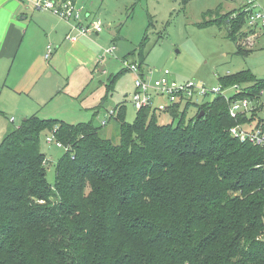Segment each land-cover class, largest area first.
Masks as SVG:
<instances>
[{
	"label": "trees",
	"instance_id": "16d2710c",
	"mask_svg": "<svg viewBox=\"0 0 264 264\" xmlns=\"http://www.w3.org/2000/svg\"><path fill=\"white\" fill-rule=\"evenodd\" d=\"M244 8L211 11L203 25H225L238 42L248 35ZM219 85H239L233 98H245L264 80L242 71L219 77ZM115 110L117 143L93 121L37 115L4 137L0 264H264V149L230 133L246 118L233 119L222 96L170 107L168 125L152 108L132 124L122 104ZM45 132L68 148L53 184Z\"/></svg>",
	"mask_w": 264,
	"mask_h": 264
},
{
	"label": "rangeland",
	"instance_id": "374dc122",
	"mask_svg": "<svg viewBox=\"0 0 264 264\" xmlns=\"http://www.w3.org/2000/svg\"><path fill=\"white\" fill-rule=\"evenodd\" d=\"M246 3L247 0H191L187 3L183 0H77L85 26L98 21L103 25L99 36L89 35L96 36L91 40L100 56L99 62L93 68L90 86L83 91L84 94L78 98L59 94L57 100L49 105L53 118L72 125L93 121L102 127L101 120L122 104L126 122L134 123L138 110L132 103V95L137 75L127 69L125 61L129 64H141L142 61L141 71L152 83L167 70L170 77L178 82L193 81L205 84L209 89L220 87L219 77L242 71H251L264 80V27L256 31L258 37L251 39L250 44L254 46L249 48L243 39L238 42L231 40L225 25H203L209 12L221 9L223 14H229ZM255 5L254 12L264 14V0H255ZM249 28L251 22L247 18L243 29ZM239 42L244 43L250 52L240 53ZM114 46L117 50L107 55L106 50ZM142 46L141 60L139 50ZM111 85L112 89L108 91ZM105 97L104 107L97 109ZM214 98L210 95L206 101ZM16 104L5 97L0 100L3 131H13L25 118ZM96 109L100 111L98 115ZM194 114L195 110L190 111L189 117ZM158 116L161 125L173 122L167 112H158ZM11 117L16 119L15 124L10 123ZM102 130L103 133H112V139L118 142L116 122L108 123ZM50 135L44 133L41 148L48 162L47 179L53 184L57 163L65 150L54 143H47L46 138Z\"/></svg>",
	"mask_w": 264,
	"mask_h": 264
},
{
	"label": "crops",
	"instance_id": "0c3cea01",
	"mask_svg": "<svg viewBox=\"0 0 264 264\" xmlns=\"http://www.w3.org/2000/svg\"><path fill=\"white\" fill-rule=\"evenodd\" d=\"M71 29L69 22L36 10L29 2L0 0V100L15 101L24 119L33 115L55 119L48 107L59 94L78 98L89 88L100 57L91 39L100 34L71 42L67 39ZM9 121L15 124L16 119ZM3 129L0 126V144L11 132Z\"/></svg>",
	"mask_w": 264,
	"mask_h": 264
},
{
	"label": "built area",
	"instance_id": "2783aa9c",
	"mask_svg": "<svg viewBox=\"0 0 264 264\" xmlns=\"http://www.w3.org/2000/svg\"><path fill=\"white\" fill-rule=\"evenodd\" d=\"M29 2L36 10L50 11L62 20L71 24V32L67 39L71 42L78 41L81 37H87L91 34H100L103 32V25L100 21L92 22L85 26L82 21L81 9L77 1L72 0H24ZM245 4V3H244ZM244 11L248 13L251 22V28L246 33L251 35L243 38L244 43L249 48L254 46L250 44L251 39H256V31L264 27V14L254 12L255 0H247L244 5ZM258 37V36H257ZM242 40V39H241ZM243 46L242 42H239ZM244 47V46H243ZM245 48V47H244ZM116 47L106 50L107 55H112ZM51 50H49V57ZM127 69L137 75L135 82V91L132 95V103L138 111L145 108H152L158 112H166L175 105L192 104L202 106L207 103L206 99L213 95L222 96L229 103V113L233 119L245 117L246 122L240 123L230 129V133L241 142H248L252 145L264 149V88L259 94L245 98H233L241 94L242 87L235 85L228 89L218 88L209 89L205 84H198L193 81L178 82L170 77V72L164 71L162 76L154 83L146 80L138 64H129L125 61ZM117 111H111L107 119L102 122V126H107L111 117L115 116ZM46 138L49 144H55L58 148L68 150L62 143L56 141L55 135Z\"/></svg>",
	"mask_w": 264,
	"mask_h": 264
},
{
	"label": "water",
	"instance_id": "95a60500",
	"mask_svg": "<svg viewBox=\"0 0 264 264\" xmlns=\"http://www.w3.org/2000/svg\"><path fill=\"white\" fill-rule=\"evenodd\" d=\"M204 115H205V113H204V112H202V113L200 114L199 118H202V117H204Z\"/></svg>",
	"mask_w": 264,
	"mask_h": 264
}]
</instances>
